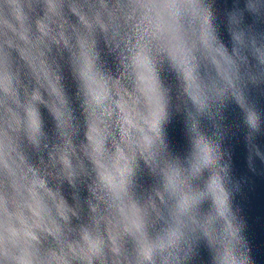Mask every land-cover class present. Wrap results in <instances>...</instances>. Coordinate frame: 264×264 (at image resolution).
<instances>
[{
    "label": "clouds",
    "instance_id": "1",
    "mask_svg": "<svg viewBox=\"0 0 264 264\" xmlns=\"http://www.w3.org/2000/svg\"><path fill=\"white\" fill-rule=\"evenodd\" d=\"M262 85L264 0H0V264H254L204 122L235 102L264 161Z\"/></svg>",
    "mask_w": 264,
    "mask_h": 264
},
{
    "label": "water",
    "instance_id": "2",
    "mask_svg": "<svg viewBox=\"0 0 264 264\" xmlns=\"http://www.w3.org/2000/svg\"><path fill=\"white\" fill-rule=\"evenodd\" d=\"M240 2L242 6L243 0ZM235 3L236 0H216L217 11L222 19ZM225 38H227L226 31ZM66 77L71 91L73 90L72 81L67 70ZM250 95L259 108L264 111V85L253 88ZM42 117L46 130L51 134L54 123L48 110L43 107ZM216 123L219 124L218 128L214 126L213 122L205 121V131L209 134L218 133L221 138V147L225 151L224 160L230 164L233 207L244 221L245 235L254 264H264V161L254 153L251 162L249 161L247 128L243 122V110L238 104L230 103L224 110L223 116L216 117ZM167 129L172 148L177 155L186 160L192 152L193 133L190 132L186 123L182 103L181 111L173 110V116ZM255 142L264 151V135L258 136ZM66 191L70 192L71 189L66 186ZM81 194L85 195L86 189H82ZM207 257V251L201 248L200 254L193 259L191 264H207Z\"/></svg>",
    "mask_w": 264,
    "mask_h": 264
}]
</instances>
